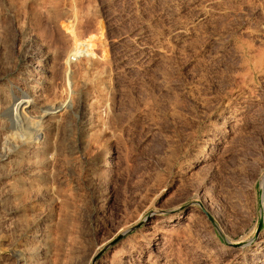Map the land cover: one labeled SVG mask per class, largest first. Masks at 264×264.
Wrapping results in <instances>:
<instances>
[{
	"label": "rangeland",
	"instance_id": "obj_1",
	"mask_svg": "<svg viewBox=\"0 0 264 264\" xmlns=\"http://www.w3.org/2000/svg\"><path fill=\"white\" fill-rule=\"evenodd\" d=\"M1 1L0 15H5L0 16V48L10 47L0 49V73L5 70L0 87L8 89L38 56L47 64L44 70L35 68L38 74L44 75L48 65L54 71L49 70L50 92L55 90V95H48L65 98L71 107L51 134V162L24 164L19 176L25 181L12 187L9 176L0 175V264L16 262L13 246L26 244L25 240L35 247L39 244L32 237L38 224L46 231L43 264H109L116 248L126 250L129 264H147L150 255L159 254L148 247L151 226L165 224L172 216L180 224L189 215L194 219L191 231L174 235L173 249L167 252L173 264H225L208 259V253L226 242V236L236 244L253 240V249L246 254V261H251L264 235V68L256 69L251 58L256 47L264 52V0ZM218 1L230 11L210 20L198 16L202 7L217 8ZM20 8L27 11L20 15ZM18 21L23 23L20 30ZM33 21L42 25H31ZM187 23L193 25L188 36L181 32ZM74 28L81 53L76 61L90 66H83L79 77H74L82 81L76 82L79 86L72 78L64 79L56 65L61 56H69L65 35L68 32V38L74 39ZM249 29L255 30L253 34ZM257 30L260 35H255ZM22 33L33 54L27 66L16 44ZM234 47L242 54L237 56ZM57 48L60 52H55ZM9 49H15L10 50L14 59ZM98 95L103 102L111 100L121 119L112 122ZM229 108L242 112L237 123L224 120ZM99 113L107 121L102 122ZM105 155V165L99 164ZM27 167L36 174L29 175ZM19 187L29 188L30 194H18Z\"/></svg>",
	"mask_w": 264,
	"mask_h": 264
},
{
	"label": "bare ground",
	"instance_id": "obj_2",
	"mask_svg": "<svg viewBox=\"0 0 264 264\" xmlns=\"http://www.w3.org/2000/svg\"><path fill=\"white\" fill-rule=\"evenodd\" d=\"M1 1V0H0ZM18 1V0H17ZM21 1H23V0H21ZM20 1V2H21ZM36 1V0H35ZM37 1H39V0H37ZM36 1V2H37ZM45 1V0H44ZM66 1V0H65ZM64 1V2H65ZM197 1V0H196ZM217 1V0H216ZM234 1V0H233ZM3 1H1L0 2V5H1V3H2ZM6 2V1H5ZM10 2V1H9ZM8 2V3H9ZM12 3H13V1H11ZM10 2V3H11ZM19 2V1H18ZM19 2V3H20ZM36 2H35V5H36ZM190 2V1H189ZM22 3V2H21ZM31 3V2H30ZM40 3H42V1H40ZM191 3V2H190ZM216 4H217V8H212V7H202L201 9H200V12H199V17L201 18V19H203V20H210V19H212L215 15H217V14H219V13H221L222 11H225V12H229L230 11V8L228 7V6H226V5H223V4H221V1H218V2H215ZM26 4V3H25ZM38 4V3H37ZM42 4H44V3H42ZM41 4V5H42ZM50 4V3H49ZM194 4V3H193ZM192 4V5H193ZM6 5H8V4H6ZM11 5V4H10ZM12 5H14V4H12ZM15 5H17L16 4V2H15ZM15 5H14V7H15ZM20 5V4H19ZM23 5V4H22ZM34 5V4H33ZM33 5H31V6H33ZM54 5V4H53ZM3 6H4V3H3ZM2 6V7H3ZM24 7H25V5H23ZM30 6V5H29ZM38 6H40L39 4H38ZM44 6V5H43ZM1 7V6H0ZM7 7V6H6ZM13 7V6H12ZM17 7V6H16ZM15 7V8H16ZM20 7V6H19ZM36 7V6H35ZM18 8V7H17ZM53 8V7H52ZM10 9V8H9ZM23 9V8H22ZM32 9H33V7H32ZM35 9V8H34ZM37 10H38V7L36 8ZM40 9H42V6L40 7ZM64 9L65 8H63V11H64ZM14 10V9H13ZM23 10H25V9H23ZM21 11V8H20V15H21V12H26V11ZM28 10H29V7H28ZM37 10H36V12H37ZM58 10H59V8H58ZM9 11V10H8ZM17 11H19V9H17ZM40 11V10H39ZM50 11V10H49ZM65 11H67L66 9H65ZM3 12V11H2ZM1 12V13H2ZM30 12H32V11H30ZM33 12H35V10L33 11ZM54 12V11H53ZM52 12V13H53ZM57 12V11H56ZM55 12V13H56ZM70 12V14H71V10L69 11ZM68 12V13H69ZM11 13V12H10ZM10 13H7V14H10ZM17 14H18V12H16ZM16 13H15V15H16ZM38 13V12H37ZM49 13V12H48ZM51 13V12H50ZM51 13V14H52ZM55 13H53L54 15H55ZM67 13V12H66ZM7 14H6V16H7ZM28 14V13H27ZM32 14H36V13H32ZM31 14V15H32ZM61 13H59V15H60ZM70 14H68V17H70L69 15ZM3 15H5L4 13L2 14V16ZM14 15V16H15ZM37 15V14H36ZM46 15H47V13H46ZM54 15H52V16H54ZM1 16V15H0ZM1 16V17H2ZM10 16V18L11 19H13V16H11V15H9ZM8 16V17H9ZM24 16H26V15H24ZM38 16H39V14H38ZM41 16H42V14H41ZM48 17H49V14L47 15ZM46 16V17H47ZM51 16V15H50ZM17 16H15V18H16ZM20 16H19V14H18V18H19ZM37 17V16H36ZM60 17V16H59ZM61 17H62V15H61ZM76 17V16H75ZM74 17V18H75ZM6 18V17H5ZM17 18V19H18ZM21 18V17H20ZM19 18V19H20ZM22 18H23V16H22ZM25 18V17H24ZM28 18H31V17H28ZM52 18V17H51ZM57 18H58V16H57ZM7 19V18H6ZM62 19V18H61ZM71 19H72V15H71ZM15 20V19H14ZM20 20H22V19H20ZM25 20V19H24ZM31 21H32V18L30 19ZM34 20V19H33ZM36 20V19H35ZM37 20H39V19H37ZM58 20V19H57ZM66 20H67V18H66ZM68 20H69V18H68ZM1 21H2V19H1ZM4 21H5V19H4ZM9 21H12V20H9ZM40 21V20H39ZM62 21V20H61ZM60 21V22H61ZM6 22L7 21H5L4 22V24L6 25ZM19 22L20 21H18V23L16 22V24L18 25L19 24ZM22 22H23V20H22ZM27 22V21H26ZM29 23H27V26H28V24L30 25V21H28ZM38 22V21H37ZM37 22H34L33 21V23H31V25L33 24V25H36L35 23H37ZM41 22V21H40ZM40 22H38V23H40ZM53 22H54V19H53ZM59 22V21H58ZM59 22V23H60ZM2 23V22H1ZM37 23V24H38ZM55 23V22H54ZM62 23V22H61ZM8 24V23H7ZM20 24H21V22H20ZM19 24V26H21V27H18L19 28V30L22 28V25H23V23H22V25H20ZM41 24V23H40ZM57 23H55L54 24V26L56 25ZM8 25H11V23H9ZM42 25V24H41ZM58 25H62V24H58ZM67 25V24H66ZM71 25H73V24H71ZM13 26H14V23H13ZM26 26V25H25ZM37 26V25H36ZM35 26V27H36ZM38 26H40V25H38ZM68 26V25H67ZM192 24H190V23H187V24H183L182 26H181V32L183 33V35H186V36H188V35H190V34H192ZM2 27V26H1ZM3 27H4V25H3ZM11 27H12V25H11ZM24 27V26H23ZM34 27V26H33ZM56 28H57V25L55 26ZM59 27V26H58ZM61 27V26H60ZM66 27V26H65ZM75 27V26H74ZM5 28V27H4ZM8 28V27H7ZM13 28V27H12ZM17 28V29H18ZM36 28H38V27H36ZM35 28V29H36ZM40 28H41V26H40ZM39 28V29H40ZM50 28V27H49ZM55 28V29H56ZM63 29H64V27H62ZM67 28V27H66ZM73 28V27H72ZM3 28H1V30H2ZM11 29V28H10ZM33 28H31L30 30H32ZM61 29V28H60ZM63 29H62V31H63ZM28 30V29H27ZM26 30V31H27ZM29 30V32H31ZM41 30V29H40ZM46 30V29H45ZM69 31L70 29L68 28V29H66V31ZM252 30V29H251ZM250 29L248 30V31H251ZM5 31V30H4ZM14 31H16V29L14 30ZM18 31V30H17ZM36 31V30H35ZM35 31H33L32 30V32H33V34H34V32ZM57 31H58V29H57ZM57 31L55 32L56 34H57ZM65 31V32H66ZM72 31V30H71ZM255 30H252L250 33H252L253 34V32H254ZM258 31V30H257ZM2 32V31H1ZM8 31H6V34H9V32L7 33ZM13 32V31H12ZM11 32V33H12ZM64 32V33H65ZM75 32H76V29L74 28V39H72L71 38V36H70V38H68V36L69 35H71L72 33H70V31H69V35H68V32L66 33L67 35H65V40L67 39L68 40V47L67 46H65L67 49L65 50L66 51V54H68L69 56L67 57V56H65L64 58H66L67 57V59H63V56H61L62 57V59H60V61L59 62H61L60 64H57V63H59V62H55L56 63V65L58 66V65H60V68L59 69H61V70H59L61 73H62V75H63V78L64 79H69V78H72V80H74V77L76 76V78L77 77H79V74L78 73H80L81 72V70H83V66H89L88 65V63H86L85 61L84 62H81V61H79L78 62V60L76 61V57L78 56V54H79V48H78V41H76V39H75ZM260 32L261 31H258V33H255V35H260ZM3 33V32H2ZM5 33V32H4ZM14 33V32H13ZM12 33V34H13ZM60 33H61V30H60V32L58 33V36L60 35ZM23 34V33H22ZM26 34V33H25ZM29 34V33H28ZM35 34H36V32H35ZM61 34H63V33H61ZM14 35V34H13ZM31 35V34H30ZM29 35V36H30ZM64 35H63V37H64ZM2 36H5L4 34L2 35ZM1 36V37H2ZM7 36H10L12 39H14L13 38V36H11V34L10 35H7ZM7 36L6 37H4V38H6V40H7ZM19 36V35H18ZM28 36V37H29ZM57 36V37H58ZM77 36V35H76ZM57 37H56V39H57ZM60 37V36H59ZM58 37V38H59ZM63 37L61 36V38L63 39ZM20 40H18V42H16V41H14V43L16 42V44L18 43V45H19V48L21 49V50H23V52H24V54L21 56V54H20V56L23 58V56H24V60H25V63H26V66H27V64H29L30 62H32V57H33V54H32V52L30 53V51H29V47H27V42H29L28 41V39L26 38V36H24V34H23V36L20 38V36L18 37ZM17 38V39H18ZM40 38H42V37H40ZM78 38V37H77ZM80 38V37H79ZM1 39V38H0ZM2 39H3V37H2ZM8 39H9V37H8ZM30 39V38H29ZM32 40H33V38H31ZM31 39H30V41H31ZM45 39V38H44ZM47 39H48V37H47ZM4 41H5V39H3ZM15 40V39H14ZM35 40V39H34ZM60 41V39H57V40H55L56 41V44L55 45H57V42L59 43V41ZM64 40V39H63ZM63 40H61V41H63ZM83 40V39H82ZM1 41V40H0ZM9 41V40H8ZM2 42V41H1ZM64 42V41H63ZM62 42V45H64V43ZM3 43V42H2ZM11 43V42H10ZM46 43V42H45ZM50 43V42H49ZM66 43H67V41H66ZM6 44H8L7 42H6ZM12 44V43H11ZM30 44V43H29ZM3 45V44H2ZM10 45V44H9ZM5 46V45H3L4 46V48H6V47H10V46ZM32 45V44H31ZM61 45V46H62ZM14 46V45H13ZM16 46V45H15ZM33 46V45H32ZM32 46H30V47H32ZM80 46V45H79ZM18 47V46H17ZM27 47V48H26ZM37 47V46H36ZM49 47V46H48ZM51 47V46H50ZM59 47V46H58ZM63 47V46H62ZM62 47H60L59 48V50L62 48ZM251 47V46H250ZM255 47V46H254ZM4 48L2 47V48H0V49H2V51L4 50ZM13 48V47H12ZM19 48L17 49V50H19ZM236 48H238V47H236ZM242 48V47H241ZM257 49H254L253 51H252V59H253V62H254V66H255V68L256 69H259V70H261L262 71V69L264 68V52L263 51H261L260 49H259V47H256ZM50 49V48H49ZM220 49V48H219ZM222 49V48H221ZM10 50H15V49H9V51ZM50 50H52V48L50 49ZM61 50H63V48L61 49ZM81 50H83V49H81ZM240 50V49H239ZM239 50H238V53L240 54V52H239ZM1 51V52H2ZM5 51V50H4ZM9 51H6L7 53L9 52ZM58 51V48L56 49V51L55 52H57ZM222 51V50H221ZM220 51V52H221ZM234 51L236 52H234L236 55L238 54L237 53V50H235V47H234ZM0 52V53H1ZM6 52H4V53H6ZM11 52V51H10ZM21 52V51H20ZM33 52H35V51H33ZM54 52V53H55ZM58 52H60V51H58ZM82 52V51H81ZM17 53V52H16ZM39 54H40V52H38ZM52 53V52H51ZM83 53V52H82ZM9 54V53H8ZM11 54H12V52H11ZM10 54V56H12V58L14 59V56L15 55H11ZM18 54V53H17ZM62 54V53H61ZM61 54H58V55H61ZM81 54V53H80ZM79 54V55H80ZM241 54H242V52H241ZM240 54V55H241ZM244 54V53H243ZM7 55V54H6ZM53 55V54H52ZM83 56H84V54H82ZM36 56V55H35ZM48 56V55H47ZM46 56V57H47ZM50 56V55H49ZM49 56H48V59H50L49 58ZM238 56V55H237ZM243 56V55H242ZM45 57V58H46ZM53 57V56H52ZM54 57H55V55H54ZM56 57H59V56H56ZM60 57V58H61ZM84 57H86V56H84ZM83 57V58H84ZM3 57H1V59H2ZM5 58H7V56L5 57ZM3 59V60H6V59ZM88 58V57H87ZM244 58V57H243ZM247 58V57H246ZM8 59V58H7ZM10 59V58H9ZM12 59V60H13ZM56 59H55V61H56ZM241 59H242V57H241ZM245 59V58H244ZM243 59V60H244ZM63 60V61H62ZM81 60H82V57H81ZM88 60V59H87ZM7 61V60H6ZM5 61V62H6ZM9 61V60H8ZM7 61V62H8ZM49 61V60H48ZM88 61H90V60H88ZM245 61V60H244ZM248 61H249V59H248ZM6 62V63H7ZM10 62H14V61H10ZM10 62H8V63H10ZM91 62V61H90ZM240 62V61H239ZM3 62H0V64H2ZM33 63H34V61H33ZM54 63V62H53ZM52 63V67H53V64ZM243 63V62H242ZM12 64V63H11ZM253 64V63H252ZM25 65V64H24ZM47 65L46 64V62H45V60L43 59V58H41V57H36V63L35 64H33V66L32 67H29V68H25V70H23L22 69V73L19 75V74H17V75H19V77H17L18 79L16 80V82L14 83V82H12V84L10 85V83L8 84V86L7 87H9V85H10V87L8 88V89H3V87L4 86H2V87H0V88H2V89H0V119H1V123H0V135L2 136V137H0V175H4V176H9V182L10 183H8L9 185H10V187H12L13 185H14V183H16L17 181H19V180H22V181H25V179H24V176H19V171L21 170V167L23 168L24 166V164L26 165V164H33V166L35 165H38V166H40L39 164H41L42 165V163H45V162H47V161H50L51 162V160H52V154H53V152H52V154H51V149H50V144H51V134H53V132L55 131V129H56V127H57V124H58V122H59V120L61 119V117L63 116V114H64V112L66 111V109L68 108V107H71V103H69V102H67V101H65L64 99L65 98H63V97H61V99L59 100L58 99V97H53L54 95H55V90L53 91V92H50V89L52 88L51 87V85H52V83H53V81H52V77H51V74L49 73L50 71L49 70H51L52 68H50L49 69V65L46 67V71L44 72V75L43 74H38V72L36 71V69L39 67V66H41L43 69L42 70H44V68H45V66ZM55 65V67H56V69H57V66ZM240 65V64H239ZM244 65V64H243ZM1 66V65H0ZM3 66V65H2ZM1 66V67H2ZM8 67L10 66V65H7ZM12 66H14V65H11V67ZM241 66V65H240ZM239 66V68H241V67H243V66H241L240 67ZM247 66V65H246ZM249 66V65H248ZM0 67V68H1ZM21 67V66H20ZM19 67V68H20ZM13 68V67H12ZM36 68V69H35ZM87 68H90V66L89 67H87ZM8 69V68H7ZM18 69V68H17ZM55 69V68H54ZM55 69V70H56ZM242 69V68H241ZM245 70H246V68H244ZM243 69V70H244ZM1 70V69H0ZM11 70V69H10ZM13 70H14V68H13ZM58 70V69H57ZM51 71H53V70H51ZM89 71V70H88ZM5 72V70H3V72L2 73H4ZM9 72V71H8ZM7 72V73H8ZM12 72V71H11ZM16 72V71H15ZM42 72V73H43ZM54 72V71H53ZM56 72H58V71H56ZM59 72V73H60ZM101 72V71H100ZM104 72V71H103ZM102 72V73H103ZM108 72V71H107ZM2 73H0V74H2ZM85 73V72H84ZM101 73V74H102ZM10 74V73H9ZM53 74V73H52ZM58 74V73H57ZM85 74H87V73H85ZM16 75V74H15ZM78 75V76H77ZM96 75V74H95ZM100 75V74H99ZM53 76H54V74H53ZM94 76V75H93ZM103 76V75H102ZM102 76H100V77H102ZM5 77V76H4ZM98 77V76H97ZM243 77V76H242ZM1 78V77H0ZM2 78H3V76H2ZM7 78H9V75H8V77ZM6 78V79H7ZM11 78V77H10ZM13 78V77H12ZM55 78H61V77H53V79H55ZM62 78V79H63ZM245 78V77H244ZM93 79V78H92ZM99 79V78H98ZM97 79V80H98ZM101 79H103V78H101ZM100 79V80H101ZM8 80V79H7ZM79 80V79H78ZM75 81V84L76 85H78L79 86V84H77L78 82H80V81ZM104 80V79H103ZM3 81H4V79L2 80V84H3ZM9 81V80H8ZM11 81V80H10ZM87 81H88V79H87ZM96 81V80H95ZM99 81V80H98ZM105 81H107V79H105ZM62 82H63V80H62ZM70 82H72L71 80H70ZM77 82V83H76ZM82 82V81H81ZM80 82V83H81ZM109 82V81H108ZM64 83H66V82H64ZM64 83H62V85L64 84ZM84 83V82H83ZM96 83H99V84H101L102 85V83H101V81L100 82H97L96 81ZM112 83V82H111ZM5 84V83H4ZM55 84V83H54ZM57 84L58 83H56V85H54V86H57ZM72 84V83H71ZM74 84V83H73ZM95 84V83H94ZM66 85V84H65ZM64 85V86H65ZM96 85H98V84H96ZM100 85V86H101ZM107 85V84H106ZM110 85V84H109ZM61 86V85H60ZM73 87H74V85H72ZM72 86H71V88H72ZM103 86V85H102ZM102 86L101 87H99V88H101L102 89ZM113 86V85H112ZM51 87V88H50ZM63 87V86H62ZM93 87H94V85H93ZM98 87V86H97ZM106 87V86H105ZM105 87H103V88H105ZM55 88V87H54ZM61 88V87H60ZM64 88H67L68 89V87L67 86H65ZM63 88V89H64ZM109 88V86L107 87V89ZM53 89V88H52ZM57 89H59L58 87H57ZM57 89H56V92H57ZM74 89H75V87H74ZM78 89V88H77ZM98 89V88H97ZM106 89V90H107ZM62 90V89H61ZM110 90V89H109ZM52 91V90H51ZM59 91H60V89H59ZM63 91H65V90H63ZM69 91V90H68ZM73 91V90H72ZM103 91V90H102ZM48 92H50V93H54L53 94V96H50V95H48V94H50V93H48ZM67 92V91H66ZM97 92L99 93V91L97 90ZM104 92H105V89H104ZM107 93L109 92L108 90L106 91ZM62 93V92H61ZM69 93V92H68ZM76 93V92H75ZM64 94V93H63ZM74 94V93H73ZM73 94L70 96V97H72L73 96ZM70 94H68V96H69ZM102 95H104V94H102ZM101 95V96H102ZM108 95H112V94H108ZM107 95V96H108ZM66 96H67V94H66ZM66 96H64V97H66ZM98 97H99V95H98ZM104 97V96H103ZM113 97V96H112ZM62 98H63V100H62ZM67 98V97H66ZM73 98V97H72ZM114 98V97H113ZM71 99V98H70ZM99 99L101 100V98L99 97ZM112 99V98H111ZM67 100V99H66ZM97 100H98V98H97ZM100 100H98V101H100ZM114 100H115V98H114ZM96 101V100H95ZM94 101V102H95ZM98 101H96V102H98ZM104 101V99L103 100H101L99 103L101 104L102 102ZM88 102V101H87ZM115 102V101H114ZM103 103H105V105H106V107H107V109H109V111H107V112H109L110 114H111V116H108V117H113L112 118V122H114V120H117L118 119V117L120 116L119 115V113H118V111L116 112L115 111V108H114V106H113V103L111 102V100L110 99H106L105 98V102H103ZM92 104H94L93 103V101H92ZM91 104V101H90V107L91 106H94V105H92ZM96 104V103H95ZM99 104V105H100ZM115 104V103H114ZM116 105V104H115ZM230 105V104H229ZM101 106H102V104H101ZM100 106V107H101ZM104 107V106H103ZM105 107V108H106ZM115 107H117V106H115ZM102 108V107H101ZM226 108H228V107H226ZM69 109V108H68ZM87 109V108H86ZM88 109H90V108H88ZM96 109V108H95ZM99 109V108H98ZM94 110V109H93ZM101 109H99V111H100ZM226 110V109H225ZM231 109L229 108V110L226 112V113H224L222 116H223V118H224V120L226 121V122H228V123H237L239 120H240V113H242V112H237L236 110H232L233 112H231L230 111ZM236 111V112H235ZM92 112V111H91ZM96 112V111H95ZM98 112V111H97ZM107 112H105L106 113V115H107ZM100 113H102V112H100ZM100 113L98 114V116L100 115ZM223 113V112H222ZM222 113H220V114H222ZM90 114V113H89ZM102 115H103V113H102ZM102 115H100L101 117H102ZM105 115V114H104ZM91 116V115H90ZM96 116H97V114H96ZM122 116V115H121ZM121 116H120V119H121ZM219 116V115H218ZM221 116V115H220ZM93 117V116H92ZM91 117V118H92ZM100 117V119H103V117L101 118ZM91 118H89L90 120H91ZM105 118H106V116H105ZM98 119V118H97ZM114 119V120H113ZM100 121V120H99ZM104 121H107V119H103L102 120V122H104ZM120 121V120H119ZM224 121V122H225ZM110 122V121H109ZM112 122H110V123H112ZM118 122V121H117ZM115 123V122H114ZM61 124V123H60ZM104 125H103V127H105V124H106V122L105 123H103ZM109 124V123H108ZM107 125V124H106ZM92 126V125H91ZM91 128V127H90ZM109 128H110V126H109ZM224 131H229L228 129H225ZM216 134V133H215ZM54 136V135H53ZM52 136V137H53ZM219 137V136H218ZM105 138V137H104ZM210 138V137H209ZM103 139V138H102ZM218 139V138H217ZM98 145V144H97ZM102 145V144H101ZM52 147H54V146H52ZM54 151V150H53ZM100 153V152H99ZM97 155H99V154H97ZM106 156L107 155H105L104 157H102V159H100V160H98L99 162V164H103V165H105V160H106ZM100 157V156H99ZM99 157H98V159H99ZM109 159V158H108ZM54 160V159H53ZM97 160V159H96ZM50 164V163H49ZM98 166V165H97ZM100 166V165H99ZM28 168V167H27ZM37 168V167H36ZM100 168H102L101 170H103V167H100ZM40 169V168H39ZM31 170L32 171H30L29 170V168H28V172H30V173H28L29 175H35L36 174V172L37 171H33V169L31 168ZM27 171V170H26ZM39 171H41V170H39ZM22 172H24V171H22ZM32 172V173H31ZM39 173V172H38ZM37 173V174H38ZM41 174V173H40ZM51 174V173H50ZM21 175V174H20ZM42 175V174H41ZM3 176V177H4ZM40 176V175H39ZM39 176H38V178H39ZM43 176V175H42ZM46 176H48V175H46ZM2 177V176H1ZM0 177V178H1ZM10 177L12 178V179H14V181L13 180H11L10 179ZM27 178H26V181H27V179H28V176H26ZM22 178V179H21ZM37 177H35V179H36ZM42 178V177H41ZM40 178V179H41ZM46 178V177H45ZM44 179V178H43ZM3 180V179H2ZM39 180V179H38ZM49 180V179H48ZM3 181H5V180H3ZM36 181V180H35ZM1 182V181H0ZM6 182V181H5ZM30 182H32V181H30ZM7 183V182H6ZM26 183V182H25ZM5 184V183H4ZM18 184V183H17ZM23 184V186L25 185L24 184V182L22 183ZM29 184V183H28ZM27 184V186H29ZM31 184H34L33 182L31 183ZM46 184V183H45ZM1 185V184H0ZM37 185V184H36ZM44 185V184H43ZM42 185V186H43ZM6 186V185H5ZM16 186V185H15ZM22 186V185H21ZM9 187V188H10ZM26 187V186H25ZM40 187V186H39ZM6 188V187H5ZM35 188V187H34ZM52 188V187H51ZM50 188V189H51ZM29 188H24V187H19L18 188V194H20V195H26V194H30V190H28ZM31 189V188H30ZM46 189V188H45ZM44 189V190H45ZM48 190H49V188H47ZM46 189V190H47ZM53 189V188H52ZM7 190V189H6ZM10 190V189H9ZM43 190V189H42ZM41 190V191H42ZM14 191V190H13ZM32 191V190H31ZM37 191V190H36ZM51 191H53V190H49V192H51ZM44 192V191H43ZM7 193V192H6ZM41 193V192H40ZM58 193V192H57ZM56 193V194H57ZM11 194V193H10ZM37 194V193H36ZM42 194V193H41ZM31 195H32V193H31ZM27 196V195H26ZM33 196H35V195H33ZM37 196H39V195H37ZM55 196V195H54ZM12 197H13V195H12ZM30 197V196H29ZM48 197V196H47ZM26 198V197H25ZM33 198V197H32ZM22 199V198H21ZM24 199V198H23ZM46 199V198H45ZM54 199V198H53ZM25 201V200H24ZM28 201V200H27ZM38 201V200H37ZM36 201V202H37ZM33 202V201H32ZM31 202V203H32ZM35 202V201H34ZM38 203H41V202H38ZM34 204V203H33ZM41 205V204H40ZM36 205H34V207H35ZM39 206V205H38ZM33 207V206H32ZM33 207V208H34ZM36 209H37V207H35ZM38 210V209H37ZM38 212H40V211H38ZM42 213V212H41ZM50 213V212H49ZM194 213H191V215H193ZM174 216H172L169 220H167V223H165V224H159V223H156V224H153L152 226H151V231L149 232V234L151 235L150 237H148V238H150V240H151V238H153V239H157V241H155V242H153V243H151L150 242V240L148 241L149 243V245H148V247H151V249L152 250H155L157 253H159L158 255H157V257H152L151 255L147 258V264H151L152 262H154V261H160V263L161 264H173L172 262H173V260L171 259V257L169 256V254L167 253L169 250H171V249H173V244H172V237L174 236V235H176L177 236V234H179L181 231L183 232L184 230H186L188 233H189V231H191V229H192V227H193V220L194 219H191L192 217H190V215L189 216H185V219L183 220V222H181L180 224H176V223H174L173 221H174ZM182 221V220H181ZM32 222V221H31ZM30 222V223H31ZM36 222V221H35ZM38 222V221H37ZM40 223V222H39ZM38 224V223H37ZM33 226V225H32ZM26 227V226H25ZM35 227V226H34ZM33 227V228H34ZM125 227H123V228H121L120 230L121 231H123V230H125L124 229ZM126 228H128V227H126ZM32 229V228H31ZM30 229V230H31ZM50 229V228H49ZM182 229V230H181ZM24 230V229H23ZM22 230V231H23ZM33 230H35V229H33ZM47 230H48V228H47ZM49 231V230H48ZM47 231V232H48ZM18 232V231H17ZM46 231L44 230V228H41L40 226H39V224H38V226H37V231H35V233L32 235V237H33V239L37 242V246L35 247L34 246V244H32V243H28L27 244V242H26V240H25V243L26 244H24V245H15V246H13V248H14V250L13 251H11V252H13L12 254H14V260L16 261L14 264H43L42 263V261H41V259H42V257H43V253H42V250H43V248H44V245H43V243L44 242H42L44 239H43V237H42V235H44V237H45V233ZM26 233H28V232H26ZM30 233V232H29ZM32 234V233H31ZM161 234V235H160ZM26 235V234H25ZM27 237H28V234H27ZM26 237V239H28ZM158 237H159V240H158ZM176 238V237H175ZM225 240H226V242H222V244L219 246L218 245V247L216 248V249H213V250H211L209 253H208V259H210V260H212V261H214V262H216V261H225V264H260V263H262V264H264V235L262 236V238L260 239V241H258L259 243L254 247V251H253V253H252V257H251V261H246V254H247V252L253 247V240H250V239H244V241L243 242H241L240 244H236V243H234L233 242V240L230 238V237H227L226 236V238H224ZM29 240V239H28ZM177 240V239H176ZM175 240V241H176ZM22 241V240H21ZM39 241V242H38ZM110 241V239L109 240H107V242H109ZM257 241V240H256ZM24 242V241H23ZM31 242V241H30ZM42 242V243H41ZM22 243V242H21ZM175 243V242H174ZM15 244V243H14ZM18 244V243H17ZM176 244V243H175ZM47 245V244H46ZM12 248V249H13ZM46 249V248H45ZM253 249V248H252ZM43 252H44V250H43ZM46 252V251H45ZM47 258H48V256H47ZM46 258V259H47ZM50 259V258H49ZM44 260H45V258H44ZM129 258H127V254H126V250L124 249V248H116V249H114L113 250V252H112V254H111V257H110V260H109V264H129ZM45 262V261H44ZM217 263V262H216Z\"/></svg>",
	"mask_w": 264,
	"mask_h": 264
}]
</instances>
